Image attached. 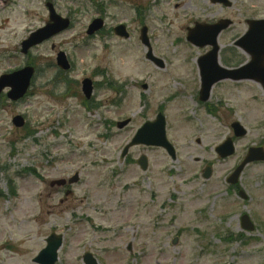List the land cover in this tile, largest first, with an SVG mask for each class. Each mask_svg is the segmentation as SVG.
Here are the masks:
<instances>
[{"label":"rangeland","instance_id":"374dc122","mask_svg":"<svg viewBox=\"0 0 264 264\" xmlns=\"http://www.w3.org/2000/svg\"><path fill=\"white\" fill-rule=\"evenodd\" d=\"M6 1L0 76L30 64L36 78L23 101L0 100V264H37L52 233L64 237L58 264H84L87 253L99 264H264V163L242 174L248 200L227 185L248 148L264 147V89L224 81L213 89L210 104L218 113L212 115L191 91L198 57L211 49L188 42L199 22L232 21L219 39L220 64L249 62L235 42L248 20H264V0H228L230 7L211 0ZM47 2L73 25L26 57L21 43L49 22ZM101 17L105 29L89 37ZM123 24L129 39L113 31ZM144 26L161 68L147 59ZM60 51L72 64L69 72L56 64ZM85 79L95 84L90 101L82 94ZM160 112L177 160L144 146L124 156L139 128ZM18 115L27 120L19 130L12 120ZM129 118L130 127L119 130L117 122ZM236 121L248 134L235 140L236 155L223 160L215 148L234 137ZM142 155L147 171L138 166ZM207 165L214 172L209 181L201 177ZM76 174L79 183L54 184ZM244 214L255 232L242 229ZM231 236L235 241H227Z\"/></svg>","mask_w":264,"mask_h":264},{"label":"water","instance_id":"95a60500","mask_svg":"<svg viewBox=\"0 0 264 264\" xmlns=\"http://www.w3.org/2000/svg\"><path fill=\"white\" fill-rule=\"evenodd\" d=\"M224 3L227 6H230L229 2L226 0H213V3ZM51 10V21L52 24L48 25L47 28L37 31V34L31 36L29 40L23 43V53L27 54L28 50L37 44H40L43 41L48 40L49 38L58 35L59 33L67 30L70 26V20H63L59 16L56 15L55 10H53L52 6H50ZM250 23V30L247 35L237 43V45L245 48V50L252 55L253 61L244 67V69L237 70V71H228L222 69L218 65V52L219 46L218 37L221 31L230 27V22L223 21L219 25L216 26H200L197 27L195 30H191L189 33V41L192 42L194 45L198 47L204 46H213L214 50L211 53L202 58L200 62V66L203 70L202 77L204 79V93L205 97L204 100L208 98V94L210 89L212 88L213 84L219 82L226 78H232L236 80H245V79H252L254 81L260 82L264 87V21L258 22L253 21ZM104 27V21L96 20L91 27L89 28L88 35H94L95 33L102 30ZM116 33L118 36L122 38H128L129 34L127 32V28L125 26H120L116 28ZM142 38L145 45H149V39L147 38V28L142 32ZM151 53L149 57L151 58ZM57 64L59 67L63 68L64 70L70 69V64L67 61L65 54L61 53ZM34 69L28 67V69L23 71H18L12 75H6L0 80V94L4 89L7 87L11 88L12 91L8 94L9 98L13 101H18L29 90V86L31 84V80L34 77ZM84 84V93L88 99L92 97L93 92V84L91 81L86 80L83 82ZM14 124L19 127H23L25 125V121L22 117L14 119ZM128 125V121L119 124L120 128H124ZM235 132L237 136H245L246 131L239 125L236 124L234 126ZM139 144H144L148 147L156 146V147H164L169 151V154L173 157L175 156V152L172 146L169 145L167 141L166 135V124L165 119L162 115L158 118V120L151 124H147L144 128H142L137 137L134 139L131 146H136ZM129 148L126 149L125 154L128 153ZM219 154L222 157L226 158L227 156L233 155L234 153V146L233 143L228 140L224 146L218 149ZM264 161V152L262 149L250 150V155L248 159L243 163V165L238 169V171L234 174L232 182H236L239 174L244 170V168L248 165L249 162L252 161ZM140 165L144 170H147L148 161L147 158L142 157L140 160ZM205 178L209 179L211 177V170L206 172ZM78 180V176H76L74 182ZM73 182V181H72ZM244 227L249 230H253V226L249 223V218L244 217ZM62 245V237H55L52 236L48 239V246L46 250H44L37 258L36 261L40 264H56L58 262L57 253ZM86 264H97L96 261L91 256L85 257Z\"/></svg>","mask_w":264,"mask_h":264},{"label":"flooded vegetation","instance_id":"af4514ba","mask_svg":"<svg viewBox=\"0 0 264 264\" xmlns=\"http://www.w3.org/2000/svg\"><path fill=\"white\" fill-rule=\"evenodd\" d=\"M7 1L6 0H1L0 1V3L3 5V4H5ZM197 87L195 88V90H196V98L198 99V101H199V99H200V92H201V82H202V79H200V74L198 73L197 74ZM195 84V83H194ZM196 86V85H195ZM143 87L145 88L146 86L145 85H143ZM142 87V88H143ZM147 88V87H146ZM210 103V102H209ZM209 103H207L205 106L206 107H210V104ZM234 191L237 193V195H238V197H240V193H241V189H240V187H235L234 188Z\"/></svg>","mask_w":264,"mask_h":264},{"label":"bare ground","instance_id":"6f19581e","mask_svg":"<svg viewBox=\"0 0 264 264\" xmlns=\"http://www.w3.org/2000/svg\"><path fill=\"white\" fill-rule=\"evenodd\" d=\"M168 92H169V93L171 92L170 89L168 90Z\"/></svg>","mask_w":264,"mask_h":264}]
</instances>
